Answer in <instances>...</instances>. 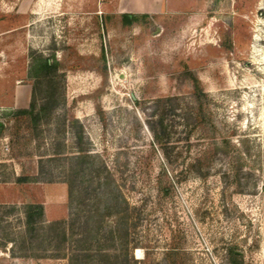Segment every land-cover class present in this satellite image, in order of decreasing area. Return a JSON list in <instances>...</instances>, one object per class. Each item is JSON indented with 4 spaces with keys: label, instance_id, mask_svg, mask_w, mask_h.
Wrapping results in <instances>:
<instances>
[{
    "label": "rangeland",
    "instance_id": "rangeland-1",
    "mask_svg": "<svg viewBox=\"0 0 264 264\" xmlns=\"http://www.w3.org/2000/svg\"><path fill=\"white\" fill-rule=\"evenodd\" d=\"M0 125V264L58 253L45 202L122 264H264V0H0Z\"/></svg>",
    "mask_w": 264,
    "mask_h": 264
},
{
    "label": "trees",
    "instance_id": "trees-1",
    "mask_svg": "<svg viewBox=\"0 0 264 264\" xmlns=\"http://www.w3.org/2000/svg\"><path fill=\"white\" fill-rule=\"evenodd\" d=\"M137 16L134 14H124V18L128 19L129 21H133ZM57 63H52L50 58H43L40 60V68L44 71H51L56 67ZM193 96L195 99L196 107L193 108L195 112H192L191 119L199 126H202L204 130H209L213 127L212 119L210 114L208 113L209 104L207 102L208 95L203 90V88L200 86L199 82H194V91ZM168 101H173V99H166V98H160L156 101H154V106L156 109H158L159 106L167 105L165 108L168 112L175 111L176 106L175 105H168ZM165 112V110H164ZM22 113H30L29 109L23 110ZM161 125H162V131H157V129L153 128L154 136L156 140L159 143L164 144L165 141L162 137V132H164L163 127V115L161 119ZM210 126V127H209ZM2 126L0 125V130ZM164 130V131H163ZM212 135L214 137L213 129ZM81 139V136L79 137ZM79 154L70 156L72 157V160L77 161H83L87 157H90L89 150L85 148L84 146H80L79 148ZM61 155V154H60ZM49 182H52V180H48ZM69 185V195H73V186L74 182L73 180L68 181ZM27 217V225L28 228H33L34 225H39L43 230L49 231L50 234H47L50 238L51 243H58L56 246L57 248V254H45L41 256L36 257H63L67 258L69 261V264H122L120 263V260L117 262L113 261L112 258L118 260L120 257V254H117L115 257H112L107 249L105 247L99 246L97 249H94L93 243L95 242L97 236H100L103 232V226L98 224H94L91 222V220H87L84 223H82L79 226V230H76L77 221H55L51 222V224L43 226L44 224V206L42 204H37L35 206L29 207V210L26 212ZM35 230V229H34ZM113 238H116V236L119 238L120 235L117 230L115 231L113 228L108 231ZM80 233V235H84V238L82 240L76 238V236ZM117 234V235H116ZM92 236V237H91ZM45 240V239H41ZM94 241V242H93ZM85 242V245L82 246V244ZM91 242V243H90ZM93 242V243H92ZM81 245V246H80ZM60 247V248H59ZM69 251L70 253L61 252V251ZM53 249H49V251ZM48 251V250H45ZM232 256L236 257V254L232 253ZM127 259V258H126ZM236 259H234L235 261ZM109 261V262H108ZM113 261V262H110ZM126 260H124L123 264Z\"/></svg>",
    "mask_w": 264,
    "mask_h": 264
},
{
    "label": "crops",
    "instance_id": "crops-1",
    "mask_svg": "<svg viewBox=\"0 0 264 264\" xmlns=\"http://www.w3.org/2000/svg\"><path fill=\"white\" fill-rule=\"evenodd\" d=\"M57 201H59L57 199ZM45 206H46V209L44 210V213L46 215V217L48 216L49 217V211H48V204L47 202L44 203ZM58 206H60V204H58ZM60 210V208H59ZM63 215H61L60 217H62ZM47 217V218H48ZM58 215L57 217H54L53 219H56V218H60ZM51 218V219H49ZM48 220H53L52 217H49ZM31 261H33L31 264H69V261L67 258H63V257H36V258H30Z\"/></svg>",
    "mask_w": 264,
    "mask_h": 264
},
{
    "label": "bare ground",
    "instance_id": "bare-ground-1",
    "mask_svg": "<svg viewBox=\"0 0 264 264\" xmlns=\"http://www.w3.org/2000/svg\"><path fill=\"white\" fill-rule=\"evenodd\" d=\"M138 253L140 254V250H138ZM140 256V255H139Z\"/></svg>",
    "mask_w": 264,
    "mask_h": 264
}]
</instances>
